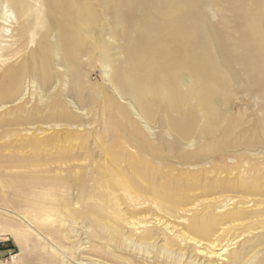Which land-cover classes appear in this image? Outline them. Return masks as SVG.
<instances>
[{
	"label": "rangeland",
	"instance_id": "rangeland-1",
	"mask_svg": "<svg viewBox=\"0 0 264 264\" xmlns=\"http://www.w3.org/2000/svg\"><path fill=\"white\" fill-rule=\"evenodd\" d=\"M0 6V264H264V0Z\"/></svg>",
	"mask_w": 264,
	"mask_h": 264
},
{
	"label": "bare ground",
	"instance_id": "bare-ground-1",
	"mask_svg": "<svg viewBox=\"0 0 264 264\" xmlns=\"http://www.w3.org/2000/svg\"><path fill=\"white\" fill-rule=\"evenodd\" d=\"M2 1H4V0H0V5H1ZM11 81H12V78L10 75L9 76L4 75L0 79V102H3V103L11 102V99L16 94V92L10 86ZM0 107H2V106H0ZM2 124H4V123H3V121L0 120V128H1ZM6 134H7V132L0 131V139H2L4 136H6ZM7 136H9V135H7ZM4 141H5L4 143L0 144V148L1 149H5V148L10 149L11 148L10 142L8 140H4Z\"/></svg>",
	"mask_w": 264,
	"mask_h": 264
}]
</instances>
